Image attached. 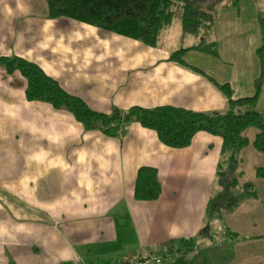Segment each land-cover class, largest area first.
I'll list each match as a JSON object with an SVG mask.
<instances>
[{"label": "crops", "instance_id": "obj_1", "mask_svg": "<svg viewBox=\"0 0 264 264\" xmlns=\"http://www.w3.org/2000/svg\"><path fill=\"white\" fill-rule=\"evenodd\" d=\"M234 1L218 11L202 41L196 33L187 34L195 39L187 45L168 42L171 25L149 47L69 18L51 19L45 0H0V57L38 65L103 114L114 107L226 111L228 99L215 83L229 84L235 99L254 96L257 51L264 46L262 0ZM208 45L217 54L201 49ZM181 50H187L183 62L173 61ZM26 89L20 72L0 66V264H120L181 240L196 243L190 264H264L257 130L244 132L250 144L238 153L235 173L238 189L252 183L257 196L208 222L226 160L221 137L199 132L189 147L175 149L135 122L110 137L86 131L66 110L28 101ZM256 109L264 113V84ZM143 167L158 171L156 201L135 199ZM218 224L226 226L228 244H209Z\"/></svg>", "mask_w": 264, "mask_h": 264}, {"label": "trees", "instance_id": "obj_2", "mask_svg": "<svg viewBox=\"0 0 264 264\" xmlns=\"http://www.w3.org/2000/svg\"><path fill=\"white\" fill-rule=\"evenodd\" d=\"M51 19L69 18L132 40L149 47L158 44L160 34L170 27L181 9V22L186 34H196L202 28H210L218 16V9L203 0H45ZM234 5L237 2L234 1ZM202 50L217 54L214 45L202 46ZM187 50L174 53L173 61L183 62ZM261 64V75L255 83V95L235 99L229 84L216 86L228 99L226 111L198 113L175 107L152 109L132 107L128 110L113 108L110 114L91 109L82 99L66 92L61 85L49 77L38 65L18 57H0V66L8 74L20 72L27 80L28 101L51 104L57 110L70 112L86 131H101L107 136L117 137L125 126L139 123L157 133L159 140L175 149L187 148L194 136L206 132L223 139L222 155L226 160L218 169V184L221 191L210 201L208 222L222 219L232 213L243 201L257 196L252 183H246L238 191L239 182L235 175L238 153L250 144L244 132L257 130L254 148L264 154V113L256 109L264 84V46L257 51ZM213 81V80H212ZM246 111H242L243 109ZM229 154V155H228ZM224 168H226L224 170ZM256 176L264 179V167L256 170ZM162 186L158 171L143 167L138 171L135 185V199L156 201L160 198ZM177 246V247H176ZM196 248L193 240H181L167 248L176 252V258L169 264H190L188 255Z\"/></svg>", "mask_w": 264, "mask_h": 264}, {"label": "rangeland", "instance_id": "obj_3", "mask_svg": "<svg viewBox=\"0 0 264 264\" xmlns=\"http://www.w3.org/2000/svg\"><path fill=\"white\" fill-rule=\"evenodd\" d=\"M204 2H211L213 4V6H215L218 10H220L221 8L225 7L226 5L233 3L234 0H203ZM259 9L261 12V15H264V0L261 1V4H259ZM219 13V12H218ZM181 14H182V10L180 9L176 15V17L174 18L172 27H171V31L167 34V37H164L165 40L169 41H174V42H178L181 45H187L191 43V40H195V39H191L193 38L192 36H189L187 34H185L182 31V22H181ZM207 29L206 28H202L199 30V32L197 33V38H200V41H202L203 39V32H205ZM183 38H185V40H183ZM196 42V41H195ZM224 167H226V165H224ZM226 168H224L225 170ZM246 175H249V170H246ZM239 191V189H238ZM219 225V224H218ZM226 226L224 224H220L218 226L219 229V234L218 236H212L208 238V242L209 244H216L218 245H222V244H228L229 242V238L227 237V230L225 228ZM211 238V239H210ZM226 241V242H225ZM225 242V243H224ZM174 252V251H173ZM176 253V252H175ZM202 256V255H201ZM199 254L196 256H193V263H197V261L200 260L201 257ZM172 263V262H171ZM167 264V263H166ZM169 264V263H168Z\"/></svg>", "mask_w": 264, "mask_h": 264}, {"label": "built area", "instance_id": "obj_4", "mask_svg": "<svg viewBox=\"0 0 264 264\" xmlns=\"http://www.w3.org/2000/svg\"><path fill=\"white\" fill-rule=\"evenodd\" d=\"M175 252H170L167 249L158 253L152 254L146 257L141 256H130L127 257L123 262L120 264H168L175 260L176 258Z\"/></svg>", "mask_w": 264, "mask_h": 264}]
</instances>
